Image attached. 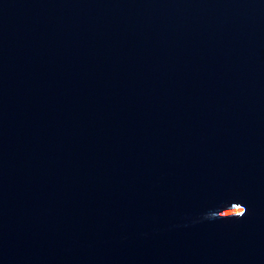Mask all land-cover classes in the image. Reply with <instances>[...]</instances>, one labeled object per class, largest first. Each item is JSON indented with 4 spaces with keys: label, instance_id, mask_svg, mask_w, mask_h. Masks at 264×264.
I'll use <instances>...</instances> for the list:
<instances>
[{
    "label": "snow or ice",
    "instance_id": "obj_1",
    "mask_svg": "<svg viewBox=\"0 0 264 264\" xmlns=\"http://www.w3.org/2000/svg\"><path fill=\"white\" fill-rule=\"evenodd\" d=\"M240 211L242 212L243 210L241 209Z\"/></svg>",
    "mask_w": 264,
    "mask_h": 264
}]
</instances>
